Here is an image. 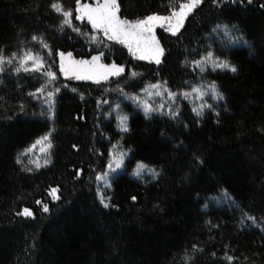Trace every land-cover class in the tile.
Segmentation results:
<instances>
[{
    "label": "trees",
    "instance_id": "1",
    "mask_svg": "<svg viewBox=\"0 0 264 264\" xmlns=\"http://www.w3.org/2000/svg\"><path fill=\"white\" fill-rule=\"evenodd\" d=\"M54 2L0 0L4 55L32 49L44 56V71L57 76L49 83L41 72L17 75L15 62L0 74V264H264V0H202L177 34L159 30L160 64L135 59L114 42L98 46L67 26L61 31ZM59 2L73 10L81 33H92L87 21L75 19L76 0ZM183 2L119 0L120 15H166ZM33 35L43 37L52 55ZM241 35L249 45H232ZM59 51L76 58L103 52L126 71L101 84L67 80ZM208 51L237 72L211 64L201 72L192 61ZM157 82L178 93L215 82L222 99L199 101L196 106L212 108L197 116L194 101L178 96L171 106L180 107L177 120L126 104L129 131H122L112 115L115 103ZM49 85L60 89L54 118L34 114L36 96L29 95ZM47 133L49 162L31 166L25 153ZM115 145L129 150L126 170L99 189L96 177ZM141 161L160 175L133 178L130 171ZM101 192L111 197L108 208ZM221 195L228 200L216 202ZM24 207L34 219L17 215Z\"/></svg>",
    "mask_w": 264,
    "mask_h": 264
},
{
    "label": "snow or ice",
    "instance_id": "2",
    "mask_svg": "<svg viewBox=\"0 0 264 264\" xmlns=\"http://www.w3.org/2000/svg\"><path fill=\"white\" fill-rule=\"evenodd\" d=\"M233 2H235V0H233ZM250 2L251 0H249V3ZM201 3L202 0H185V2L179 4L178 8L173 7L172 11L167 16L152 14L143 19L129 20L121 17L119 0H94L93 3H83L81 0H76L75 19L80 22L87 21L92 29L91 34L81 33L80 29L73 25V10H65L63 4L60 3L59 0L52 3L50 7L63 17L60 25L61 31L67 26L77 34L86 36L90 42L98 46L103 44L105 47H108L109 44L114 42L125 46L129 53L139 60H148L160 64L161 58L164 55V49L156 37V28H164L172 34L178 33L183 27L187 16ZM32 39L37 41L43 49H46L49 56L52 55L51 46L44 41L43 37L33 35ZM57 55L59 57V72L65 77H70L75 80L93 81L96 84H101L102 82H108L112 77L121 76L125 71L123 66L116 64L114 61L111 64L102 63V57L104 56L103 52H100L98 55H93L89 60H77L73 57L71 52L65 53L59 51ZM14 62L17 66L13 68V72L17 75L21 71L25 73L41 72L48 78L49 83L57 79L56 72L51 70L44 71L46 67L44 56L33 52L32 49H25L20 54L13 52L11 55L7 56L4 55L3 50L0 49V74L5 72L6 66H11ZM192 63L198 66L201 72L206 71L209 64H211L213 70L220 69L231 71L232 73L237 72V68L234 65L230 64L227 60L220 61L218 57H214L211 51H208L200 60L192 61ZM47 67L50 68V65ZM131 75L135 77L138 73L133 71ZM152 87L158 89L160 85H153ZM44 91L45 86H41L37 89L36 93H29V95L36 96L37 93L43 94ZM59 91L60 89L57 88L53 92H48L47 95L49 98H53L55 93ZM73 91H75V89H73ZM166 91L170 100L173 102L176 101L178 96L190 99L193 94L200 100H203L207 95H212L217 100L222 99V94L219 92L215 82L209 84L207 88L203 86L193 87L191 93H177L172 92L170 89ZM164 94L163 92H157V95L163 96ZM81 98L83 99V96ZM135 99L138 100L139 98L137 97ZM143 108L147 116L156 112L161 115H166L172 120H177L180 117L179 105H177L175 109L169 105L167 111H164V104H160L158 108H153L147 101H144ZM205 108L211 109L212 105L207 103H201L198 106L194 105L192 111L197 116H202ZM120 128L122 131H129L127 117H121ZM50 137L51 133L41 138V141L48 142V148L52 147ZM41 141H37V143H41ZM34 147L35 145H33V148ZM125 158L126 153H120L118 156L113 155L111 161L107 164L108 171L101 173L96 179L102 181L105 187H110L111 173L124 168ZM197 160H199V157H197ZM48 162L49 161H45V164ZM199 162L203 163L202 160ZM37 167H40V165L37 164ZM28 170L31 171V169ZM145 170L151 173L154 179L160 175L155 168H150L142 161L136 164L134 175L140 177ZM58 191V188L51 189V195L54 199H59L57 195ZM99 198L100 203L105 208L110 206L109 201L111 197L105 198L104 194L101 192ZM132 199L135 200L136 197L133 196ZM35 203L42 205V210L44 212L49 211V206L42 201L37 200ZM17 215L26 218H35V213L28 207H24L22 211L17 212ZM249 219L254 220L253 217H249ZM189 259L190 257H185L186 261ZM227 259L231 261L233 258L227 257Z\"/></svg>",
    "mask_w": 264,
    "mask_h": 264
},
{
    "label": "rangeland",
    "instance_id": "3",
    "mask_svg": "<svg viewBox=\"0 0 264 264\" xmlns=\"http://www.w3.org/2000/svg\"><path fill=\"white\" fill-rule=\"evenodd\" d=\"M81 2H83V3H93L94 0H85V1H81ZM158 15H160V16H167L169 14H166V15L158 14ZM188 16H187V18H188ZM187 18L185 19L184 24H185ZM160 29L164 30L167 33H170V32L166 31V29L161 28V27H157L156 28V32H155L156 37L159 40L160 45L163 47L162 42H161V39H160V36H159V30ZM224 31H226L227 33L230 34L229 37H235V36H237L236 31L233 32L230 29H224ZM170 34H172V33H170ZM231 44L232 45H249V41L247 39H245L244 37H242V35H241L240 38L232 39V43ZM63 52L67 53V51H63ZM98 54L99 53H96V54H93V55H98ZM73 57L75 59H77V60H80V59L89 60V59H91V57H88V58H76L75 56H73ZM133 58H135V57H133ZM162 58H161V62H162ZM135 59H137V58H135ZM113 61L116 64L123 66L125 68V71H126V66L124 64L117 63L115 60L107 61V60H105L104 56L102 57V63L111 64ZM143 61H148V60H143ZM151 62H153V61H151ZM62 76H63L64 79L71 80V81H83V80H75V79H72L70 77H65L63 74H62ZM91 82H93V81H91ZM153 85H160V88H158V89L157 88H154V87H152ZM208 85H209L208 83L202 82L199 85L194 86V87L203 86L204 88H207ZM169 89L170 88L167 86L166 83L157 82V83H149V84H147L144 87V89L141 90V92L139 94L132 95V94L123 93L121 95L120 99L115 103V105L113 106V109H112V115L115 117V119L117 121V124H118V127L120 128L121 117H127V125L129 124L130 117H131V111H130L129 108H126L125 107L126 104H132L137 110L144 112L143 103H144V101H147L153 108H158L160 104H164L165 105L164 111H167V107L169 105L172 106L174 104V102L171 101L170 98H169V96L167 95V91L166 90H169ZM192 89H193V87L189 91H186V92L191 93L192 92ZM54 90L55 89L52 88L51 85H49L47 87V89H45V91H44L43 94L37 93L36 99H35V104L33 106L34 114L39 115V116L46 115V118H54V116H55V106H56L55 105V96H56L57 92L55 93V96L53 98H49L48 95H47L48 92H53ZM157 92H163L165 94L163 96H161V95H157ZM172 92H176V91H172ZM180 93H183V92H180ZM137 97L139 98L138 100L135 99ZM206 97H213V96L212 95H207V96L204 97V99ZM190 100L194 101L195 105L199 101H203V100H200V99L196 98L195 97V94H193V96L190 98ZM48 134L49 133L41 136L40 138L37 139V141H41V138L44 137V136H46V135H48ZM37 141L33 144V145H35V147L33 148V145H32L26 151V153H25V155L28 156V164H30L31 166H34V167H37V164L43 165V164H45V161H48L49 160V153H50V149H51V148H48V142L47 141H41V143H37ZM42 149H43V151H42ZM120 153H126V158H125V161H124V168L123 169H120V170H117L114 173H111L110 180H112L117 174H119V173H121V172H123V171L126 170V167H127V159L129 157V150H124L119 145H115L114 148L112 149L108 163L111 161L113 155L118 156ZM135 168H136V165L133 168V170L130 171V175L133 178H136V179H145V178H147L149 176H152L151 173H149L147 170H145L144 173H142V175L140 177H136L134 175ZM150 168H152V167H150ZM107 171H108V169L106 167V169H105L104 172H107ZM97 183H98L99 189L108 188V187H105L104 186V184H103L102 181H98L97 180ZM227 200L228 199L226 198L225 195H221V196H219V197H217L215 199V201L216 202H219V203L220 202H225Z\"/></svg>",
    "mask_w": 264,
    "mask_h": 264
}]
</instances>
